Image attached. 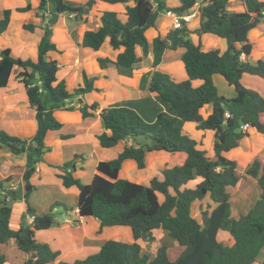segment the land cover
<instances>
[{
  "label": "trees",
  "instance_id": "16d2710c",
  "mask_svg": "<svg viewBox=\"0 0 264 264\" xmlns=\"http://www.w3.org/2000/svg\"><path fill=\"white\" fill-rule=\"evenodd\" d=\"M108 3H125V19L113 10H102L100 26L83 33L81 46L98 50L105 40L113 49H122L114 61L97 56L101 69L109 64L134 70L137 64L152 53V72L148 91L166 102L174 115L160 111L154 120L147 121L128 106H104L99 111L103 130L95 134L97 144L110 148L119 141L131 138L117 155L100 160L89 182H82L74 175L75 158L60 165H52L55 175L65 188L78 189L77 214L79 217H93L103 227L121 225L131 230L132 240L109 238L95 251L71 261L59 260L60 250H52L49 244L39 242L35 232L58 225L52 211L38 213L28 201L35 185L31 177L36 164L42 160L50 146L44 139L49 131L61 129L62 123L54 116L55 110H73L72 98L86 95L94 90L95 75L82 72V84L69 91L64 79H57V60L49 51L62 52L51 41L52 27L59 14L81 16L82 6H71L64 0H40L37 10L44 22V32L37 45V57H15L9 47L0 49V87L7 85L11 73L23 83L29 105L34 108L37 122L35 133L30 138L14 136L0 129V145L7 146L14 155H25L22 174L25 212L19 226L10 225L11 206L9 202L19 195L13 189H5L0 180V244L9 239L16 240L17 248L28 254L24 264H252L264 244V160L254 156L238 174V163L224 155L239 146L254 128L264 136V94L247 87L241 81L244 73L264 79V58L248 62L242 55H249L252 44L248 32L264 18L263 0H240L243 10L227 8L229 0H179L173 7L167 0H103ZM199 2V25L194 32L200 37L211 33L224 38L227 47L203 50L200 40L193 42V32L184 20L181 26L158 32L151 41L146 37L149 28H157L162 14L173 10L179 15L188 13ZM94 0H87L91 6ZM49 5L50 9H47ZM30 9L27 4L16 7L18 12ZM45 12L48 13L45 16ZM12 9L5 8L0 18V35L7 28ZM34 23H23L22 27L33 31ZM240 45V46H239ZM137 48L140 54H137ZM183 48L181 60L187 77L175 80L169 73L157 68L166 49ZM38 73V77L35 73ZM221 75L235 88V95L226 97L219 93L213 75ZM199 80L198 85L193 82ZM43 89L40 90V86ZM204 104H211V111L203 116ZM98 104L83 103L77 107L82 118L94 117ZM192 121L197 129L213 131V156L207 155L197 141L184 132L182 122ZM247 125L243 128V125ZM65 135H62L64 137ZM164 151L181 152L182 163L165 164L161 174L154 175L147 182H136L118 176L124 160L132 159L137 169L147 166L146 153ZM252 177L257 181L259 195L247 213L233 216L229 190L237 185L241 177ZM205 200V209H200V220L191 215V204ZM64 205V204H63ZM202 205V204H201ZM67 208L66 205H64ZM204 207V206H203ZM27 215H32L28 222ZM164 230L176 240L182 250L171 259L168 246L160 245L153 256L141 253L137 239L146 244L154 241L153 231ZM219 230L227 231L233 243L217 239ZM6 259L0 250V264Z\"/></svg>",
  "mask_w": 264,
  "mask_h": 264
},
{
  "label": "crops",
  "instance_id": "0c3cea01",
  "mask_svg": "<svg viewBox=\"0 0 264 264\" xmlns=\"http://www.w3.org/2000/svg\"><path fill=\"white\" fill-rule=\"evenodd\" d=\"M67 4L71 6H82L83 12L80 17L75 18L73 14L62 13L59 14L56 20V23L52 27L51 32V41L55 42L59 49L62 52L49 51L48 55L51 58L57 60L58 70H57V79H64L66 88L69 91H72L73 88L82 84V72L84 71L88 75H95L96 78L93 81V86L97 88L86 95L76 96L72 98L71 102L76 106L73 110H55L54 116L62 123L61 129L57 131H49L45 136L44 142L45 145L50 146V150L45 152L41 161L36 164V170L31 177V182L35 185V189L38 185L41 184L44 176L52 175L55 177V180L61 182L58 177L55 175V169L51 167L52 165H60L65 161H68L73 158L75 154L78 157L75 158V171L74 175L81 179V175L86 166L87 159L84 155V148L72 149L69 153L64 154L63 145L65 142H72L74 140H79L82 142V145H87V154L90 158L89 161L92 163V171L88 175L86 181L84 183L89 182L92 175L95 173V166L100 160H108L117 155L125 144L131 143L132 139L127 138L119 141L117 144L110 148H103L97 144V140L95 138V134L103 130V126L101 124V120L99 117V111L104 106H128L136 110L139 115L147 120L152 121L155 119L156 115L163 111L168 115H174L173 110L169 107V105L160 100L156 95L152 94L148 91V83L152 72L151 60L152 53L149 51L146 58L140 61L137 64L138 69L130 70L124 68L122 66L109 64L105 69H101L97 62V56L108 57L110 60L114 61L117 57V54L122 50L113 49L111 46H108L105 40L103 44L100 46L98 50H93L91 48L81 46V40L84 31L86 30H95L100 26L99 15L102 10H113L119 13V17L124 20L125 19V3H108L103 0H94V3L91 6L86 4L87 0H64ZM264 1V0H263ZM40 0H0V18L2 16V11L5 8L12 9L11 18L9 24L5 31L0 35V49L9 47L11 50V54L15 57L23 56L22 58H30L35 60L37 57V45L39 40L44 32L43 25L44 22L39 16V11L37 7L39 5ZM29 4L30 9L25 12H18L15 10L16 7H22ZM179 4V0H167V6L173 7ZM199 2L193 7L189 13L193 15L192 19L187 23V26L193 31L190 34V37L193 42H198L200 40L203 50H208L212 48H218L220 51H224L227 47L226 41L224 38L216 36L211 33H203L200 37L194 32V30L199 25V13H198ZM227 8L230 10H243L245 9V5L240 0H229L227 3ZM47 9L50 7L47 5ZM46 13V12H45ZM164 16V14L162 15ZM168 18V17H167ZM164 20L161 24L158 25L157 28H149L147 31H152L151 38H147L148 41H151L152 38L162 30V26L167 23L170 27L169 18ZM14 20H18V32L17 35L10 34V28ZM23 23H34L36 26L33 31H28L22 27ZM152 29V30H151ZM163 29L165 27L163 26ZM169 30V29H167ZM74 31V35H73ZM146 31V33H147ZM20 34L21 36H18ZM264 18L258 23L257 26L251 28L248 32V39L251 42V37L255 38L254 42H251L252 49L249 55L242 57L248 62H256L260 58H264ZM147 37V36H146ZM224 39V40H223ZM240 46V45H239ZM183 48L166 49L163 52L161 62L157 66L158 69L169 73L175 80H182L187 77L184 64L181 60V54L183 52ZM137 54H140V49L137 48ZM16 52L18 54L14 55ZM20 54V55H19ZM62 57L63 60L60 58ZM20 69H15L9 78V81L6 86L0 87V129H4L11 135L22 137V138H30L36 131L37 122L34 116V108H32L26 97L25 88L22 82L16 78V73ZM257 77L258 79L264 80L263 78L257 75H251L244 73L241 77V81L243 84L255 87L253 79ZM144 78L143 83L141 80ZM73 79L72 89H70V84ZM213 81L216 84L218 82L221 84L222 91L216 84L218 91L220 94L222 92H227L226 97H232L235 95V88L233 85H229L227 81L219 74L213 75ZM200 83L199 80L193 82V85H198ZM244 84V85H245ZM92 103L96 102L98 104L96 115L94 117L82 118L81 113L77 109V107L83 103ZM211 104H204L201 109V113L203 116H206L211 111ZM63 115L70 116L75 118L77 121H74L77 124H80V131L78 137L76 138V134L72 133L65 129L63 119ZM62 118V119H61ZM64 122V123H63ZM67 123V122H66ZM182 129L184 132L188 133L191 137H195L198 141L197 147L203 148L206 150L207 155L213 156V139L209 140L208 150L204 144V136L212 133L211 130H201L197 129L195 123L192 121H185L181 123ZM64 130V131H63ZM249 136L244 137L239 146L225 152L224 155L230 159H235L239 165H242V169L249 163V161L254 156L261 157L264 160V136L257 132L253 127L249 129ZM62 135H65L62 137ZM211 136V138H213ZM70 139V140H69ZM154 151H150L146 153V161L148 166V155H151ZM181 153V152H176ZM174 154V153H173ZM183 154V153H182ZM185 158L182 155L176 156L174 163L179 164L182 163ZM241 158L245 161L241 163ZM25 155H14L10 152L7 146L0 145V180H4L8 178V181L3 183V187L5 189H13L19 195H23L24 192V181L22 179V174L24 171L25 165ZM160 164V167H159ZM167 163H157L155 169L150 171L149 175L146 176V172L144 169H137L135 166V162L132 159H126L123 161L121 168L119 170L118 176H122V168L128 167L131 169H135L136 173H144L141 178V182H147L148 179L154 175H160L162 167ZM146 168V167H145ZM147 171V170H146ZM130 180V179H129ZM255 179L252 180L251 185L254 187L257 182ZM137 182V181H136ZM241 180L237 183L233 189L229 190L231 197L235 194L237 187H239ZM255 183V184H254ZM63 186V185H62ZM65 188V187H64ZM76 189V186H71L67 188ZM32 192L28 198L30 203V197ZM254 196V195H253ZM78 197V195H77ZM258 196L256 195L252 199L249 198L247 203H244V207L240 209V215L245 214L249 208H251L254 202L257 200ZM24 201V200H23ZM242 200L238 201V205H241ZM32 207L33 204L30 203ZM204 205L200 204L198 200H195L191 204V213L196 212V217L200 220V212L199 210L204 208ZM237 206H235L236 208ZM232 213L234 211L233 206L231 205ZM36 209V208H35ZM74 214L76 217V223L81 222L80 225H74V227L69 226V219H63L59 221L57 227H50L45 230H38L35 232V238L39 242H52L54 244L53 250H60V255L58 259L71 261L75 258H82L86 255L84 252L86 248H94L99 247L107 237L100 235L105 230L103 227L102 231L99 234H96L98 237L90 238V240L86 241L83 239H78L76 237V232L74 229L77 227H81L82 222L86 217H79L77 214V203L73 208ZM37 211V210H36ZM25 212V202L24 207L21 211L20 216L16 215L14 218L10 215V225L12 228L16 229L20 222L23 213ZM38 212V211H37ZM39 213V212H38ZM12 214V211H11ZM64 216V214H62ZM239 216V215H238ZM99 222L95 223V227H98ZM123 228L121 225H113L110 228L115 229H123L127 230L129 233L131 230L129 228ZM97 229V228H96ZM45 232V233H44ZM154 233V231H153ZM53 237L52 239H50ZM107 238V239H106ZM113 238V237H110ZM132 238V237H131ZM101 239V241H98ZM217 239L226 241L229 244L233 243V239L227 231L219 230L217 232ZM141 239H137L139 242ZM176 241V240H174ZM85 242V243H84ZM100 242V243H98ZM177 242V241H176ZM175 244V242H174ZM51 245V244H50ZM0 250L4 254L6 262L5 264H24L28 254L24 253L20 249L17 248L16 240L11 238L5 243L0 244ZM182 248H180V251ZM20 251V252H19ZM252 264H264V244L260 249L256 261Z\"/></svg>",
  "mask_w": 264,
  "mask_h": 264
},
{
  "label": "rangeland",
  "instance_id": "374dc122",
  "mask_svg": "<svg viewBox=\"0 0 264 264\" xmlns=\"http://www.w3.org/2000/svg\"><path fill=\"white\" fill-rule=\"evenodd\" d=\"M166 18H167L166 16H162L159 20V24H161L164 20H166ZM17 25H18V20H14L12 23V26L10 28V34L11 35H13V34L17 35V32H18ZM163 26L165 27V29H163ZM163 26H162V30L160 32H162L164 34L167 31V29H170V27L167 25V23L164 24ZM152 31L151 32L147 31V33H146L147 38H151ZM73 35H74V31H73ZM18 36H21V35L18 34ZM250 39H251V42L255 41V38H253V37H251ZM262 39H264V36H262ZM106 44L108 46H110L108 42ZM13 54L18 56V54L16 52H14ZM22 57L23 56H21V58ZM60 59L63 60L62 57ZM143 81H144V78L141 80V83H143ZM253 82L255 84V87L253 89L264 94V80H261V79H258L257 77H255V79H253ZM72 83H73V79H72L71 84H70V89H72L71 88ZM216 84L218 85V87L222 91L221 84H219L218 82H216ZM246 86L251 87L249 85H246ZM226 93H227L226 91L222 92V94H224V95H227ZM62 117L65 120V123L64 122L63 123H64V127L66 130L69 129V131L74 133V134L79 133L80 129H78V128H80V126H78V125H80V124L75 125L76 123L74 122V121H77L78 119L76 120L75 118H72V117L67 116V115H63ZM211 136H212V133H211ZM211 136H210V134H207L206 136H204V139H202V140H204V144H205V147L207 150L209 149L208 148L209 140L213 139V138H211ZM77 137H78V134H76V138ZM192 138L196 139L195 137H192ZM79 140H74L70 143L65 142L62 149L64 151V154L69 153L72 149H75V151H78V149H80V148L85 149L84 155L87 159V162H86V166L84 168V171H83V173L81 175V179H80L83 182V181H86V179L88 178V175L92 171V167H91L92 163L89 161L90 158L88 157V154H87L88 146L82 145V142ZM197 143H198V141H197ZM179 155H182L184 157V154H182V153L170 154V153H166L164 151H154L153 153H151V155H148V159H147L148 160V166H146V168H144V170L146 172V176L149 175V173H150V171H152V169L156 168L155 166L157 165L158 162L159 163H167V164L171 165L172 163H174V161H176L175 157L179 156ZM262 155L264 156L263 153H262ZM240 161L242 163L245 160H243L241 158ZM159 167H160V164H159ZM237 169H238V174L240 176H242L243 171H244V168L242 169V165L238 164ZM134 170L131 168H128V167L122 168V173H121L122 176H120V177L130 179L132 181L141 182V178H138V177L143 176V174H145V172L144 173H136ZM140 170H142V169H140ZM44 177L45 178H43L41 184L38 185L36 187V189H34L32 191V195L30 197V203L34 205V207L36 208V210L39 213L49 211V208L51 207V205L55 204V207H53L52 211L54 212L55 216L58 217L59 221H62L63 219L66 218V219H69V221H68L69 226L74 227V225L75 226L80 225L81 222L76 223V221H75L76 217H75L74 209H73L77 203L78 191H76V189L68 190L67 188H64V186H62L61 182L56 181L55 177L52 175H46ZM253 179H255V178H252L249 176H247L245 178L241 177V179H240L241 182H240L239 187H237L235 194H233V196L229 200L231 205L234 208V211L232 213L233 216L237 217L238 215H240V209L242 207L245 208L244 203L245 202L247 203L249 201L250 197L252 199H250L249 203L251 201H253V198H255L256 195L257 196L259 195L258 185L255 183H254L255 184L254 187L251 185ZM254 182H257V181H254ZM2 194L3 193L0 192V199L2 198ZM240 200H242L241 205H238V201H240ZM205 202L206 201L204 200L203 203H201L204 205V207H206ZM249 203H247V204H249ZM9 204L11 206V211H12L11 215L13 216L12 218H14V216H16V215L20 216L21 211L24 207V201L22 198V194L21 195L19 194V197L14 201L9 202ZM63 204L66 205L67 208H65ZM235 206H237V207L235 208ZM199 212H200V210H199ZM247 212H248V210L245 213H247ZM62 214H64V216H62ZM195 214H196V212H194V211L191 213L192 216H196ZM96 222H97V220L95 218L86 217L85 220L82 222L81 227L79 226L78 228L76 227L74 229V231H77L76 237L78 239L85 240V242L90 240V238L98 237V235H96L93 231V230H96V228H97V227H95ZM57 226L58 225H54L53 227H57ZM110 227H112V226H110ZM110 227L104 228L107 230H105L100 235H104L103 237L110 236V237L117 238L120 240H122V239L123 240H130V241L132 240L131 232L129 233L127 230L125 231L123 229H115V228H110ZM121 227L123 228L124 226H121ZM125 228H129V227L126 226ZM129 230H130V228H129ZM154 236H155V239L150 244H146L142 240H139V243L141 245V253H143V254L146 253L150 256H153L154 253L156 252V249L160 245H167L168 246V252H169L171 259L176 258V256L179 254V250L181 248L180 245L176 241H174V239L169 237L168 234L164 230H161V229L154 230ZM110 237H107V238L109 239ZM52 238L53 237H51L50 239H52ZM98 241H101V239H99ZM174 242H175V244H174ZM48 243H49L50 248L53 250L54 244H52V242L51 243L48 242ZM98 243H100V242H98ZM95 249L96 248L91 250V248H86V251L84 252V254L85 255L91 254L95 251Z\"/></svg>",
  "mask_w": 264,
  "mask_h": 264
},
{
  "label": "built area",
  "instance_id": "2783aa9c",
  "mask_svg": "<svg viewBox=\"0 0 264 264\" xmlns=\"http://www.w3.org/2000/svg\"><path fill=\"white\" fill-rule=\"evenodd\" d=\"M164 16L168 17L170 20V29H175L179 28L181 26V21L184 20L186 24L192 19L193 15L191 13H185L182 15H179L173 10H166L164 13ZM48 13H45V16H47ZM247 125H243V128H246ZM33 216L32 215H27L26 219L28 222L32 221Z\"/></svg>",
  "mask_w": 264,
  "mask_h": 264
},
{
  "label": "water",
  "instance_id": "95a60500",
  "mask_svg": "<svg viewBox=\"0 0 264 264\" xmlns=\"http://www.w3.org/2000/svg\"><path fill=\"white\" fill-rule=\"evenodd\" d=\"M35 76H36V77L39 76L37 72L35 73ZM42 89H43V86L41 85V86H40V90H42Z\"/></svg>",
  "mask_w": 264,
  "mask_h": 264
}]
</instances>
